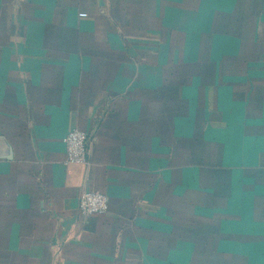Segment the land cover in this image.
<instances>
[{
    "label": "crops",
    "instance_id": "obj_1",
    "mask_svg": "<svg viewBox=\"0 0 264 264\" xmlns=\"http://www.w3.org/2000/svg\"><path fill=\"white\" fill-rule=\"evenodd\" d=\"M183 6L0 0L4 264H150L181 244L191 260L198 237L235 225L246 245L264 238V19L203 32ZM75 129L87 165L68 162ZM84 190L109 211L82 215Z\"/></svg>",
    "mask_w": 264,
    "mask_h": 264
},
{
    "label": "rangeland",
    "instance_id": "obj_2",
    "mask_svg": "<svg viewBox=\"0 0 264 264\" xmlns=\"http://www.w3.org/2000/svg\"><path fill=\"white\" fill-rule=\"evenodd\" d=\"M182 1L188 2L190 6L179 8V10L175 12L176 16L180 18L183 16L185 20L188 19L189 24H191L192 27H196L198 31L202 30L204 32L208 27L211 28L212 26L214 27L213 30L219 29L221 34L228 31L235 33L238 27L241 28L240 23L243 20L246 29L253 26L249 20L251 14H256L261 19H264V0L258 2L259 7H254L255 11H251L247 5L243 8L240 5L241 0H239V5L236 4V6L232 5L235 0H231L229 4L225 3V5H228V8H225V6H206L201 0ZM210 8L212 11H210ZM172 9L173 8H171V10ZM174 9L176 10V8ZM243 10L244 15H241ZM247 11L248 15H246ZM170 13L173 12L170 11ZM210 14H212V17L215 16L216 19L214 21H217L212 25L208 22V16ZM237 18L238 21H236ZM220 28H222V30H220ZM177 39L180 40L181 38ZM231 42H233V40ZM241 229L242 230L238 229L235 225L230 227L227 232L221 233H227L228 240H223L224 237L222 236V238L220 235L213 236L212 239L209 235L206 238L198 237L197 247H190L191 253L192 250L193 252L195 251V257H193V259L191 257V260H189L188 257L185 258L188 248H184L181 244L179 248L174 247V251L169 249L167 255H170L166 257L165 260H153L154 262L150 264H264V238L261 237L262 239L258 246L246 245L250 238L248 234L252 233V231L246 228ZM261 229H264L263 225H261ZM260 231L264 232V230ZM0 253H2L1 250ZM178 254L179 261L177 260ZM0 264H4L2 260H0Z\"/></svg>",
    "mask_w": 264,
    "mask_h": 264
},
{
    "label": "built area",
    "instance_id": "obj_3",
    "mask_svg": "<svg viewBox=\"0 0 264 264\" xmlns=\"http://www.w3.org/2000/svg\"><path fill=\"white\" fill-rule=\"evenodd\" d=\"M89 136L86 132L75 129L65 138L68 162L72 164H89ZM110 198L103 193L84 190L79 200V210L84 216L101 215L109 211Z\"/></svg>",
    "mask_w": 264,
    "mask_h": 264
}]
</instances>
